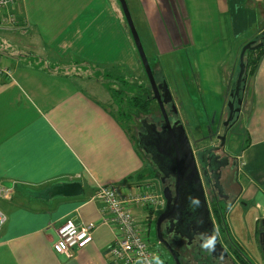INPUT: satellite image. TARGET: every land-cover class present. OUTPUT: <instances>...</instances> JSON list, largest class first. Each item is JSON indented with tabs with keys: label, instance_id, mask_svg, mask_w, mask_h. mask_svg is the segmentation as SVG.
Here are the masks:
<instances>
[{
	"label": "crops",
	"instance_id": "obj_1",
	"mask_svg": "<svg viewBox=\"0 0 264 264\" xmlns=\"http://www.w3.org/2000/svg\"><path fill=\"white\" fill-rule=\"evenodd\" d=\"M256 1L259 6L252 0H127L128 11L138 17L143 31H149L145 41L151 63L184 129L187 120L199 122L198 113L213 108L211 101L203 100V108L196 105V96L210 93L216 102L225 98L224 109L242 47L264 30V0ZM116 4V0H20L11 12L23 26L0 28V64L12 79L0 75V185H12L9 200L0 199L6 216L0 264H112L108 249L114 231L103 222L102 205L93 197L97 187L158 191L150 176L160 175L149 176L157 171L144 163L141 149L109 111L112 89L91 85L92 76H79L82 70L84 75L101 71L122 78L136 74L137 96L148 95L147 77ZM157 15L171 35L161 37L154 30L151 22L158 23ZM211 15L216 16L215 29L221 27L224 47L219 54L206 56L212 49L204 35L209 33L202 30L197 39L196 26L191 30V25ZM179 17L186 19L185 30ZM251 81L243 120L246 140L239 153L244 166L237 176V199L226 204L224 215L229 248L223 247L222 256L230 264H264L257 228L264 221V56ZM116 88L119 94L126 89L125 84ZM75 182L83 189L78 197L46 193L52 186ZM236 206L251 207L256 214L251 236L245 239L239 230L234 233L228 220ZM140 217L147 218L146 210ZM68 219L79 228L92 227V242L74 250L70 259L54 250L57 232Z\"/></svg>",
	"mask_w": 264,
	"mask_h": 264
},
{
	"label": "flooded vegetation",
	"instance_id": "obj_2",
	"mask_svg": "<svg viewBox=\"0 0 264 264\" xmlns=\"http://www.w3.org/2000/svg\"><path fill=\"white\" fill-rule=\"evenodd\" d=\"M261 37L264 39L263 35ZM256 38L257 37H255V39ZM154 67L155 66L153 64L150 65L154 81L156 84L162 85V83L159 82L160 73L157 72ZM236 79L237 75L231 81L233 82V87L230 88V90L228 88L227 102L224 106L221 118L205 126L203 137L198 140H191V138L188 137V135L190 134L184 131L195 160V167L198 177L201 179L204 199L199 194V192H197L199 191L197 187L194 186L196 181L194 166H192L190 158L191 154H189V150H187L185 143L182 141L183 137L177 135L180 154L184 155L186 160V163L183 165V169L180 168L181 171L184 172V175L181 174L179 178L173 176L164 178L158 172L157 167L151 162V157L146 155L143 151L145 147L152 144L154 145V142L150 143L149 140L154 139L155 141H160L162 137L157 136L155 138H148L149 140L147 139V143L145 139H140V136H144L146 134V131L151 132L153 125L157 130L160 128L159 131H161L163 127L162 116L160 114L158 104L154 99L151 86L149 85L147 78L146 80L148 82V86L146 87L148 95L145 98H142L141 96L137 97H141V99H144V101H151V103H154L153 109L151 108V114L147 113V115H145L141 109L138 110L140 112L132 111L133 117H136L139 120L138 122L140 126L139 129L135 130L137 134L135 144L138 148L141 149L143 154L149 158L151 165L158 172L160 178L164 179V184H162L163 188H170L172 191L171 193L174 197V183L176 180L179 182L178 186L180 198L178 201V206H181L180 210H182L183 207L186 208L187 212L186 214L181 216L180 210H176L175 218L173 217L171 219L172 221L167 220L162 222L159 226L158 232L161 236L160 241L165 242L175 253L178 254L181 264H230L229 260H226L222 256V251H220L217 245L214 244L212 235H217V243H219L222 247L229 248V242L226 238L225 232H223L216 225L214 209L226 205L227 203L232 201V199H237L238 194L237 158L239 157V154L236 156H232L226 150V146H229L230 144L228 140L234 139L236 135H239V129L243 123L245 115L247 114V100L245 105H242V107H239V105L237 104L238 98L241 100L246 99V97L244 96V92H242L241 90L239 91V95L235 94ZM245 81L248 88V81L246 78ZM228 103L231 104V109H228ZM171 107L172 103H168L165 106V109L170 120L175 122L177 121L178 117L171 113ZM236 110H238L239 113H236ZM139 117H141V119ZM199 145H202V147L204 148L199 147ZM199 151H207L208 153L200 155L198 158L197 152ZM188 186L196 189V192H193V195L190 197H188ZM181 203L183 205H180ZM184 205H187L188 208ZM157 217L154 221L156 225V237ZM191 221L193 223L195 221V224L189 225ZM211 221L215 225V229H211ZM149 226L148 231L150 232L152 225L150 227ZM260 228L261 231H259L258 234L259 242L264 238V226H262L261 224ZM156 244L159 245V247H161L167 253V256L170 257V260L172 261V263H174L169 252L162 245V243H159L157 238ZM261 248L262 245L260 243V250ZM164 260L169 262L167 257Z\"/></svg>",
	"mask_w": 264,
	"mask_h": 264
},
{
	"label": "built area",
	"instance_id": "obj_3",
	"mask_svg": "<svg viewBox=\"0 0 264 264\" xmlns=\"http://www.w3.org/2000/svg\"><path fill=\"white\" fill-rule=\"evenodd\" d=\"M19 1L0 0V28L13 29L23 26L11 12L12 7ZM0 75L12 80L11 72L2 63ZM243 166L242 158L238 157V173ZM9 195L10 190L0 185V199L9 200ZM93 197L102 205L100 211L103 222L114 231V239L108 249L111 263L160 264L157 254L145 242L143 235L148 232L150 219L156 218L165 207L162 193L107 185L97 187ZM144 210L147 218L142 220L140 213ZM5 223L6 216L0 210V232ZM91 228V226L79 228L73 219H68L57 232L54 250L70 259L74 250H81L92 242Z\"/></svg>",
	"mask_w": 264,
	"mask_h": 264
},
{
	"label": "rangeland",
	"instance_id": "obj_4",
	"mask_svg": "<svg viewBox=\"0 0 264 264\" xmlns=\"http://www.w3.org/2000/svg\"><path fill=\"white\" fill-rule=\"evenodd\" d=\"M252 2L255 3L256 6L260 5V3L258 4V1H256V0H252ZM116 3H117L116 5L118 6L117 0H116ZM125 3H127V0L125 1ZM208 4L211 5L210 2H208ZM118 7H120V6H118ZM213 11L215 12L216 10L214 9ZM128 12L130 14L132 23L134 25V29H135V31L139 37V40L141 42V45H142L143 51L145 53V56L147 58V61H148L149 65H152L151 62H153V61H152L151 53H150V51L147 47L146 41H145V35H147V37H148L149 31H143L144 28L142 27L140 21L138 20V17H136L132 13L130 8H129ZM119 13L121 14V10ZM159 17L160 16H158V15L156 16V18H159ZM179 18H180V22H181L180 27L185 30V28L187 26L186 24H184L186 19H183L182 17H179ZM122 19H123V17H122ZM171 19L178 20L177 17H173V18L171 17ZM151 25L155 28L154 29L155 31L160 33L161 37H166L165 35H167V34L171 35L172 34L171 29H166L167 23L163 24L162 16L159 18L158 23H152L151 22ZM195 26H196L195 36L197 39H200V37H201L200 32L202 30H206L209 33V36L206 33H204V35L207 39H209V43H211V45L210 44H208V45H210V47L212 49L210 50V53H206V56H208V54L211 56H215L217 53L219 54L220 49L224 46L222 45L223 36L221 35V27L215 29V27H216V16L211 15L210 17H207V19L203 20L202 22L195 21L191 25V30H194ZM127 28H128V26H127ZM157 32L154 33L155 36H156ZM189 32H190V29H189ZM212 33H213V36H212ZM213 37H214V40H213ZM254 39L255 38H253L251 40L254 41ZM220 46H221V48H220ZM239 51H240V49H238L237 55L239 54ZM257 55L258 54H256V55L254 54L252 60H255L257 58ZM227 61H228V59H225V62H227ZM82 71H83V73H81V74H80L81 71L79 72V76H83L84 78H85V76H87V77L92 76L93 77L89 82V83H91V85H95L102 90L104 88L106 90L112 89V92H113L112 98L114 100L112 101V103L110 105H108L109 111L116 116L119 123L123 124V129L126 131L127 134H129L130 138L132 139L133 143L135 144L136 143V136H137L135 130L139 129L140 126H139V122H138L139 120L136 117H133V115H132V111L135 108L132 107L130 100L134 97H137V93H138V91H140V88H139L140 86H138L137 81L135 80L137 75L134 74V75H130L128 77L122 78L121 76H119L118 74L113 73V72H111L112 73L111 74L112 77H111L107 74V72H103V74H101L102 73L101 71H99V72L91 71L92 72L91 74L87 73V75H84L86 70H82ZM251 76H252V73H250V70H249L248 79H250V81L248 80L249 81L248 86H250V83L252 84ZM132 78H133V81H131ZM95 81H97V82H95ZM145 83H146L145 86H148L147 80H145ZM123 84H125L126 89L125 90L121 89V92L125 95L119 94L115 90V89H117L116 85L120 86ZM85 87L88 88L87 83L85 84ZM129 90H130L132 95L130 94V92L128 94ZM192 96H195V94L193 93ZM212 96L213 95H211L210 93H206V95L204 97L201 94V95L196 96L194 99V103L196 105L201 106L202 108H203V100L205 102L211 101L213 108L210 109V107L206 103V106L210 110L198 113V117L200 118L199 122L198 121L196 122L195 120H193V118H190L189 122L187 120L186 123H187L188 128H186L185 131L186 132L189 131L190 135H188V137L191 138V140H194V139L198 140V139L203 137L204 131H205V126L200 125V122L201 123L208 122L207 125H209L212 122L217 121L218 119L221 118V114L223 112V102H225V98H222V101H220V102H216V100ZM153 105L154 104L151 105L152 109L154 107ZM181 114H183V113L181 112ZM159 130H160V128L158 129V131ZM245 140H246V135H245L244 123H242V125L239 129V135H236L234 139L228 140V142H230V144H229V146L228 145L226 146V150L232 156L238 155L240 153V151L242 150V148L244 147ZM199 147H202V145H199ZM202 148H204V147H202ZM148 151L152 155H154V151L152 149L148 148ZM141 155L144 158V163H146V164L148 163L150 168L153 169V166L151 165L149 158L147 156H145L143 153H141ZM152 173L154 176L159 175V174H157V172L152 171L149 173V176ZM150 181H153L158 188V192L162 193V183H161L160 177L158 179L157 178L152 179V177L150 176ZM222 207H224V206H222ZM249 208H251V207H249ZM249 208H247L246 210L245 209L243 210L241 207L236 206L234 211L232 213H229V215H228V220H229L230 225L232 224V226H233L232 228L234 230V233H237V230H239L238 235L240 234V236H243L244 239L251 236V232H252L251 230L254 228L253 218L256 216L253 209H251V212H250ZM154 221H155V217H152L149 221V225L152 223L151 224L152 226L150 225L151 231L150 232L148 231L143 235L144 240L153 249V251L157 254L160 264H162V263L163 264H174L170 260V257L167 256V253L161 247H159V245H157L158 243L156 244V234H155L156 225H155ZM236 224H237V227L235 226ZM257 228L258 229L260 228V226L258 224H257ZM243 243L246 246L245 240H243ZM165 253H166V255H165ZM260 254H261V250H260ZM166 257L168 258L169 262L164 260V259H166Z\"/></svg>",
	"mask_w": 264,
	"mask_h": 264
},
{
	"label": "water",
	"instance_id": "obj_5",
	"mask_svg": "<svg viewBox=\"0 0 264 264\" xmlns=\"http://www.w3.org/2000/svg\"><path fill=\"white\" fill-rule=\"evenodd\" d=\"M118 3L120 5L122 14L124 16V19L126 21V24L128 26L129 32L131 34L134 46L136 48L140 63L143 67L144 73L147 77V80L149 82V85L151 86V90L154 96V99L156 100L159 110H160V114L162 116V121H163V127L161 131H158L156 129V127L153 125L152 126V131H146V134L144 136H140V139H145L148 143V138H155L157 136L162 137L160 141H155L154 139L149 140L150 143L154 142V145H150L144 148V152L146 155L151 157V162L157 167L158 172L164 177V178H169V177H176L179 178V176L181 174L184 175V172L181 171V169H183V165L186 163L185 160V156L180 154V149L178 147V141H177V135H180L181 137H183V142L185 143L187 150H189V154L190 158H191V162H192V166H194V173H195V177H196V181L194 186L197 187V189L199 191V194L203 197L204 199V194H203V190H202V183H201V179L198 177L197 171H196V167H195V160L194 157L192 155V151H191V147L188 144V139L186 137V134L184 132V128L182 127V125L180 124V121L177 120L175 122L171 121L167 111L165 109V106L168 103L172 102V98L169 94L168 89L163 85H158L155 83L154 78H153V74H152V70L150 68V65L147 61V58L145 56V53L143 51L141 42L139 40V37L134 29V25L132 23L130 14L128 12V8L126 6V3L124 0H118ZM262 35L264 36V30L262 31ZM264 46V43H258V44H253L252 42L247 43L246 45H244L240 51L239 54V63H238V73H237V79H236V84H235V94L239 95V91L241 90L242 92H244V96L246 97L247 94V84L246 81L243 82V84L241 85V81L242 78L244 76V71H245V64H244V56L245 53L247 51L250 50H257L260 49ZM246 78V77H245ZM241 86V88H240ZM246 103V99H239L237 101V104L239 105V107H242V105H245ZM250 105V103H249ZM233 106V105H232ZM228 109H231V104L228 103ZM240 110V109H239ZM236 113L239 111L236 110ZM171 113L173 115H177V110L175 109V106L172 104L171 107ZM230 120V117H229ZM148 139V140H147ZM155 142H159V143H155ZM197 147V146H196ZM148 148L152 149L154 151V155H152L149 151ZM191 151V152H190ZM207 151H199L197 152V157L199 158L200 155H204L207 154ZM181 168V169H180ZM175 178V180H176ZM161 183L164 184V179L160 178ZM175 187H174V197L172 195V191L170 188L168 187H164L162 189V195L164 197L165 200V207L164 210L158 215L157 219H156V224H157V240L159 241V243H162V245L166 248V250L169 252V254L171 255L174 264H181L179 261V256L177 253H175L165 242H161V236L159 234V226L161 225L162 222L164 221H172L171 219L174 217L175 218V211L176 210H180L181 206H178V201H179V182L176 180L174 183ZM3 187L10 189L12 187V185L10 183H3L2 184ZM189 187V186H188ZM82 185L80 183H67V184H62V185H56L50 188L49 191H47L46 193L49 196H59V197H63V198H72V197H78L82 194ZM196 189L189 187L188 189V193L189 196L193 195V192ZM183 197V196H182ZM180 205H183L182 203ZM185 207L187 205H184ZM188 208V206H187ZM186 208H182V210H180L181 216L186 214ZM176 220V219H175ZM195 224L191 221L189 223V225ZM262 226H264V221H262ZM188 225V226H189ZM210 227L211 229H215V226L213 224V222H210ZM264 237V234H263ZM212 238L214 239V244L217 245V247L220 249V251H222V253L224 251V248L217 243L218 237L217 235H212ZM262 248V255L264 257V238L260 241Z\"/></svg>",
	"mask_w": 264,
	"mask_h": 264
},
{
	"label": "trees",
	"instance_id": "obj_6",
	"mask_svg": "<svg viewBox=\"0 0 264 264\" xmlns=\"http://www.w3.org/2000/svg\"><path fill=\"white\" fill-rule=\"evenodd\" d=\"M262 36V35H261ZM259 36L257 37L256 39H254L253 41V44H258V43H261L263 42L264 43V39ZM261 37V38H260ZM254 54H258L257 55V58L255 60H252L253 59V56ZM264 56V46L260 49H257V50H250V51H247L245 53V56H244V64H245V71H244V76L242 78V84L243 82L245 81V77L247 79V81L250 79H248V76H249V70H250V73H252V76H251V79L253 78V76L255 75V72H256V69L258 67V64L261 60V58ZM251 68V69H250ZM249 81H248V84H249ZM233 87V82L230 83L229 85V90L230 88ZM130 103L132 104V107H134L135 109L133 111H136V112H140L138 111L139 109H141L143 111V113L145 115L148 114H151V105L154 104V103H151V101H144V99H141V97H134L130 100ZM53 187V186H52ZM238 195V194H237ZM232 201H234L232 199ZM230 201L229 203L227 204H231ZM229 205L227 206H220L219 208H215L214 209V214H215V222H216V225L224 232L223 230V227H225V224H224V215L225 213L227 212L228 208H229ZM158 216V215H157ZM226 228V227H225ZM261 231V228L260 230ZM264 259V258H263Z\"/></svg>",
	"mask_w": 264,
	"mask_h": 264
}]
</instances>
